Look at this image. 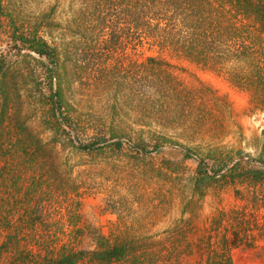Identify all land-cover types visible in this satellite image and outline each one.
<instances>
[{"label": "rangeland", "instance_id": "obj_1", "mask_svg": "<svg viewBox=\"0 0 264 264\" xmlns=\"http://www.w3.org/2000/svg\"><path fill=\"white\" fill-rule=\"evenodd\" d=\"M14 2V23L6 10L0 18V58L9 68L10 87L8 95L0 92V122L9 124L12 116L7 137L38 136L47 144L46 164L55 165L22 167L0 183V232L20 238L11 255L38 253L44 249L38 236L52 233L60 238L58 248L71 241L89 252L102 236L136 237L142 241L133 247H141L144 264H264V112L250 109L248 94L190 61L170 59L189 89L203 82L231 102L224 128L192 139L150 119L143 104L124 93L96 90L92 63L83 81H72L67 100L55 104L54 64L15 37L56 1ZM68 10L61 5L59 24L42 28L49 44L63 33L72 38L63 17ZM111 54V77L123 85L132 63L139 70L146 58L131 45ZM72 64L66 61L70 70ZM118 140L120 149L114 147ZM99 147L101 154L86 153ZM8 256L5 252L2 264Z\"/></svg>", "mask_w": 264, "mask_h": 264}, {"label": "trees", "instance_id": "obj_2", "mask_svg": "<svg viewBox=\"0 0 264 264\" xmlns=\"http://www.w3.org/2000/svg\"><path fill=\"white\" fill-rule=\"evenodd\" d=\"M55 1L48 11L33 17L31 29L23 26L15 37L54 64L51 77L57 81L53 92L55 104L67 100L72 81H83V70L92 63V70L98 74L93 83L96 90L124 93L132 101L143 104L149 118L168 130L180 129L181 135L192 139L202 131L224 128L231 106L228 95L220 96L217 89L203 82L198 90L189 89L169 62L176 58L214 72L248 94L250 109L264 112V0ZM14 4V0H0V18L6 10L12 24ZM63 4L69 9V14L63 17L67 18L73 36L68 40V32L60 34L51 45L40 32L42 28L53 29L59 24L58 9ZM122 45H131L134 52L141 48L146 55L139 70L132 63L125 85L112 79L107 63L111 53ZM70 59L75 62L71 70L66 66ZM79 70L82 72L78 73ZM71 71L75 77L70 75ZM8 73L9 68L3 67L0 58V92L7 95ZM4 100L11 102L8 96ZM6 104L4 111L8 109ZM11 117L7 118L9 124L0 122V183L12 180L11 173L22 167L36 170L55 165L46 164L50 163L47 152H43L47 144L38 136H6L10 132L6 129L12 128ZM78 118H83L82 113ZM213 123L219 127L216 129ZM17 126L22 131L28 129L24 124ZM121 146V140L114 142L116 149ZM100 149L89 148L86 153L101 154ZM21 150L25 153L16 155ZM38 237L46 253L44 249L38 253L25 249L11 255V245L17 246L19 235L0 232V264L5 252L9 253L6 264H144L146 261L141 247H133L142 241L135 240L136 237L117 236L112 241V237L102 236L97 249L90 252L78 249L71 241L58 248L60 238L52 233Z\"/></svg>", "mask_w": 264, "mask_h": 264}]
</instances>
